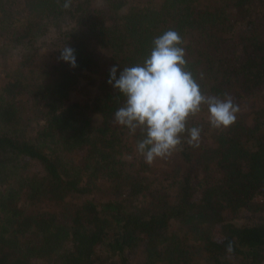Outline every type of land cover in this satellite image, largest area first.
Wrapping results in <instances>:
<instances>
[{
    "label": "trees",
    "instance_id": "obj_1",
    "mask_svg": "<svg viewBox=\"0 0 264 264\" xmlns=\"http://www.w3.org/2000/svg\"><path fill=\"white\" fill-rule=\"evenodd\" d=\"M8 2L0 0V264H264V217L235 218L264 212V109L253 124L238 114L211 143L203 106L187 124L202 128L199 147L183 142L159 177L136 151L139 130L113 124L125 97L108 83L111 67L118 77L143 64L153 39L173 29L203 93H228L239 108L259 98L264 0ZM65 46L74 68L59 59ZM87 72H103L105 87L80 101Z\"/></svg>",
    "mask_w": 264,
    "mask_h": 264
},
{
    "label": "clouds",
    "instance_id": "obj_2",
    "mask_svg": "<svg viewBox=\"0 0 264 264\" xmlns=\"http://www.w3.org/2000/svg\"><path fill=\"white\" fill-rule=\"evenodd\" d=\"M70 4L71 0H65L63 7ZM182 43L176 30H166L153 39L143 64L124 67L118 77L117 66L109 70L108 83L125 97L123 106L114 112L113 124L126 127L131 135L139 130L141 139L136 151L149 165L157 158L170 156L183 142L199 147L202 128L187 124L188 118L200 113L203 106L207 107V121L212 128L231 126L240 110L228 93L221 98L202 92L187 70ZM59 59L73 68L77 66L71 47L65 46Z\"/></svg>",
    "mask_w": 264,
    "mask_h": 264
},
{
    "label": "rangeland",
    "instance_id": "obj_3",
    "mask_svg": "<svg viewBox=\"0 0 264 264\" xmlns=\"http://www.w3.org/2000/svg\"><path fill=\"white\" fill-rule=\"evenodd\" d=\"M103 0H99V2L101 3ZM127 6H125L126 9L130 8L129 6L133 5V4H142V2L144 0H127ZM3 4H8V0H2ZM143 3H147L143 2ZM125 11V9L123 10ZM44 57H46V53H44L43 55ZM104 56V55H103ZM42 62H46V59L42 58ZM43 63H41V61L39 63L36 64L37 69L43 67L44 65H42ZM3 81V76L0 75V82ZM105 87V77H104V73L103 72H87L85 74V77L82 79V83L80 85V87L77 89V91L74 93V98L80 101H85V100H89L93 97H95L97 94H99L101 92V90ZM239 112L238 114L241 115H245L247 121L249 122V124H253V119H254V114L256 111L264 109V94L261 95L259 98L257 99H253L248 101L245 105L241 106L239 108ZM204 116V128L206 129L205 135L207 136V138H209L210 142L213 143L214 139L216 137H218L220 134L223 133V131L225 130V128H212L208 121H207V113L203 115ZM96 120H98V122H100V117L99 116H95ZM121 156V155H120ZM169 157V156H168ZM157 158L154 160V162L151 164L153 166L154 172L157 176L160 177L161 172H163V169L165 167V165L168 163L169 158ZM124 158H130L128 157V155L124 156ZM175 159V158H174ZM212 175L213 180L214 179H219L221 177V175L218 172L217 166L213 165L212 166ZM107 189V185L105 184V182L100 181L95 188V195L96 197H105V191ZM257 202H264L263 198H257L256 200ZM254 219H259L261 217H264V212H256V213H252L248 210L245 209H240L237 211L235 218L238 219H247V220H251V218ZM177 227V226H176ZM203 227V226H202ZM205 227V226H204ZM178 228V227H177ZM190 232L189 227H184V230H186ZM191 233V232H190ZM143 258H145V252H143V250H140L139 254H138V260H142ZM199 264H213L210 260H207L205 257H202L201 260L199 261Z\"/></svg>",
    "mask_w": 264,
    "mask_h": 264
}]
</instances>
